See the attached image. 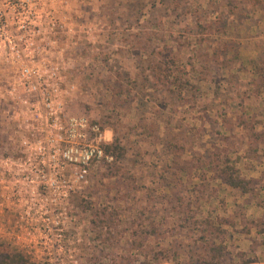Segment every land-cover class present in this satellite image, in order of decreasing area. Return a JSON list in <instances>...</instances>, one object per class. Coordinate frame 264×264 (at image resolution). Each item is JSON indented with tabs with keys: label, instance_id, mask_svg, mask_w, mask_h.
Returning a JSON list of instances; mask_svg holds the SVG:
<instances>
[{
	"label": "rangeland",
	"instance_id": "374dc122",
	"mask_svg": "<svg viewBox=\"0 0 264 264\" xmlns=\"http://www.w3.org/2000/svg\"><path fill=\"white\" fill-rule=\"evenodd\" d=\"M255 1L236 16L228 0H186L178 12L161 0H11L9 42L0 29V264H264V188L252 185L250 201L208 172L216 119L230 128L264 116ZM219 18L224 31L203 27ZM168 45L181 46L197 95L152 85L144 68L169 61ZM243 137L224 147L241 151L228 162L259 176L264 155L243 166ZM96 146L102 155L85 163Z\"/></svg>",
	"mask_w": 264,
	"mask_h": 264
},
{
	"label": "trees",
	"instance_id": "16d2710c",
	"mask_svg": "<svg viewBox=\"0 0 264 264\" xmlns=\"http://www.w3.org/2000/svg\"><path fill=\"white\" fill-rule=\"evenodd\" d=\"M163 4L168 3L169 7H172L173 12H178L181 8L185 7L186 0H161ZM248 0H228V7H229V13L233 15H241L245 13V9H247V3ZM255 1V0H254ZM263 3L261 5L262 7V17L264 18V0H262ZM256 2V1H255ZM223 20H216L214 22H208V24H200L203 25V27L207 28V31L210 33H218L222 30L224 31L225 22L224 18H219ZM168 54L165 53V56L168 57V60H165V57H162L160 61H152V64L147 65L144 70H149L151 73V79L154 81L152 84L153 86L157 87L159 89L164 87H167L168 93L175 94L178 97L181 96H187L188 94L191 95H197L198 86L196 84L192 83L191 80L183 75V68L181 65L178 64V59L181 55V46H167ZM209 53V52H207ZM226 53V52H225ZM160 54L163 55V53L160 52ZM164 56V55H163ZM212 60V59H211ZM145 78H148L146 76ZM186 93V95H185ZM254 127V126H252ZM253 131V128H252ZM253 134V138L256 141H259L263 143L264 146V131H256ZM264 149V148H263ZM108 153V149H106ZM177 164V163H176ZM189 169L192 167L188 166ZM229 172H226L229 179V184L231 187H238L243 192L247 193L249 191H252L254 186L259 188L257 183H254V179L247 180L245 178H242L240 176H237L235 173V170L233 171L232 167L228 168ZM186 170V169H185ZM254 185V186H252ZM262 188V187H261ZM173 195L176 199H179V196ZM212 246H210L209 251L215 253H219L223 246L219 243H211Z\"/></svg>",
	"mask_w": 264,
	"mask_h": 264
},
{
	"label": "crops",
	"instance_id": "0c3cea01",
	"mask_svg": "<svg viewBox=\"0 0 264 264\" xmlns=\"http://www.w3.org/2000/svg\"><path fill=\"white\" fill-rule=\"evenodd\" d=\"M244 113L247 114L248 118L251 117V115H252L249 112V110H244ZM260 119H261L260 122L254 121L253 118H250L248 120L246 119L245 122H241V124H237L234 122V127L232 126L230 128L228 127V123H227L228 119L221 120L222 122H220V119H216L217 124H218L217 134L219 135V138H220V139H218L216 145L218 146V151L221 153L219 154V152H218V156H216L215 160L212 157L211 160L212 161L214 160L212 163V168H211L212 170H208V172L211 173L212 177H214V179L210 180L211 182H214V181L219 182V184L221 185L220 186L221 188L240 191V197H244V198L249 197L248 199L250 201H253L255 199V196H256L255 191H254L255 194L253 193V191H249V192L245 193L238 187H231V185L229 184V179H228V175L226 172L231 171L228 168L234 167L235 172H236L235 174L237 176H240V177L245 178L247 180H249V179L253 180L254 179V182H255L256 177H260L262 179V181L256 182V183L258 184L259 188H261V187L264 188V167L262 168V170H260L259 176H256V174H254L255 169H253L251 165H250L251 166L250 168L244 167L242 169V170H245L246 173L249 175L243 174L239 170L238 163L228 162L229 161L228 159L230 156L241 154L240 149H237V150L231 149L229 151L228 148H224V147H227L228 145L230 146L232 144V142H230V141H232V139L235 138L236 136L241 137V136L245 135V137H243V139H246V142H247L246 156L244 155L241 157L245 161V163H242V162L241 163L243 166L245 164H253L257 169L258 166L256 165V163L260 162V158L263 159V155H264V149L263 148H264V146H263V143L256 141L253 138L252 133H254L256 131H264V116L260 117ZM238 120H240V118H238V119L235 118V121H238ZM249 123H251V125H248ZM3 124H4V122H3ZM252 126H254V127H252ZM252 128H253V131H252ZM225 151H227V152L225 153ZM242 153L245 154V152H242ZM224 155H225V158L222 160V158L220 156H224ZM263 164H264V162H263ZM191 169H188L187 171H190ZM184 184H185V182H184Z\"/></svg>",
	"mask_w": 264,
	"mask_h": 264
},
{
	"label": "built area",
	"instance_id": "2783aa9c",
	"mask_svg": "<svg viewBox=\"0 0 264 264\" xmlns=\"http://www.w3.org/2000/svg\"><path fill=\"white\" fill-rule=\"evenodd\" d=\"M20 5V4H19ZM17 5V6H19ZM10 8L11 9V0H0V29H4V22L7 21V16H6V8ZM21 8H24V6H20ZM27 9V7H25ZM28 73H30L28 70H26ZM49 106L51 105V103L48 104ZM84 121V124L83 122H81L82 125H86V120H82ZM93 130L97 131L99 130V126L97 124H95L93 127ZM91 134V133H90ZM82 135H85V134H82ZM97 139V135L95 134V136H89L88 137V141L86 142V145H88V147H91L93 144H94V140ZM92 143V144H91ZM88 150V153L86 155V159L84 162L85 163H88V161L90 159H92L93 157H98V155H102L103 153V150L101 148H99L98 146L96 147H92V148H89L87 149ZM87 172V168H86V164L82 166V169L80 170V175L81 177H84V174Z\"/></svg>",
	"mask_w": 264,
	"mask_h": 264
},
{
	"label": "flooded vegetation",
	"instance_id": "af4514ba",
	"mask_svg": "<svg viewBox=\"0 0 264 264\" xmlns=\"http://www.w3.org/2000/svg\"><path fill=\"white\" fill-rule=\"evenodd\" d=\"M6 16H7V21L4 22V31H3V40L2 42L6 43L10 41V8H6ZM19 44H25L28 42V40L26 38H20L19 40L16 41Z\"/></svg>",
	"mask_w": 264,
	"mask_h": 264
}]
</instances>
